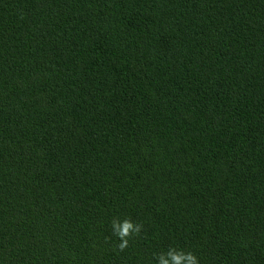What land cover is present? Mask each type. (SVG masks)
Listing matches in <instances>:
<instances>
[{
  "label": "trees",
  "instance_id": "16d2710c",
  "mask_svg": "<svg viewBox=\"0 0 264 264\" xmlns=\"http://www.w3.org/2000/svg\"><path fill=\"white\" fill-rule=\"evenodd\" d=\"M170 246L264 264V0H0V264Z\"/></svg>",
  "mask_w": 264,
  "mask_h": 264
},
{
  "label": "clouds",
  "instance_id": "9594fccd",
  "mask_svg": "<svg viewBox=\"0 0 264 264\" xmlns=\"http://www.w3.org/2000/svg\"><path fill=\"white\" fill-rule=\"evenodd\" d=\"M112 235L117 237L119 243L116 248L124 251L129 246V241L133 237H139L143 224L133 222L129 218L123 220L114 218L111 222ZM155 264H199L198 257L191 251L170 246L166 251L154 254Z\"/></svg>",
  "mask_w": 264,
  "mask_h": 264
}]
</instances>
